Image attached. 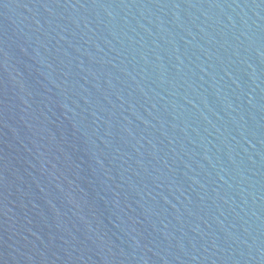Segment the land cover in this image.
<instances>
[{
	"label": "water",
	"instance_id": "1",
	"mask_svg": "<svg viewBox=\"0 0 264 264\" xmlns=\"http://www.w3.org/2000/svg\"><path fill=\"white\" fill-rule=\"evenodd\" d=\"M0 264H264V0H0Z\"/></svg>",
	"mask_w": 264,
	"mask_h": 264
}]
</instances>
